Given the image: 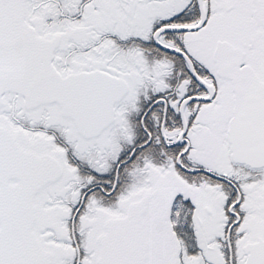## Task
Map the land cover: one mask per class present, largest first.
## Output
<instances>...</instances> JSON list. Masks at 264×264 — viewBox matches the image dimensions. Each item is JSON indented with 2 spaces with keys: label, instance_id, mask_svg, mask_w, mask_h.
Returning <instances> with one entry per match:
<instances>
[{
  "label": "snow or ice",
  "instance_id": "1",
  "mask_svg": "<svg viewBox=\"0 0 264 264\" xmlns=\"http://www.w3.org/2000/svg\"><path fill=\"white\" fill-rule=\"evenodd\" d=\"M0 264H264V0H0Z\"/></svg>",
  "mask_w": 264,
  "mask_h": 264
}]
</instances>
